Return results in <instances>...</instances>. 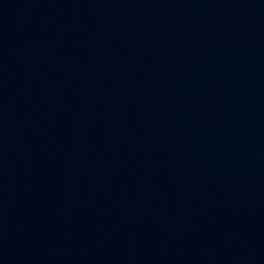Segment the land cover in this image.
I'll list each match as a JSON object with an SVG mask.
<instances>
[{"label":"water","instance_id":"water-1","mask_svg":"<svg viewBox=\"0 0 264 264\" xmlns=\"http://www.w3.org/2000/svg\"><path fill=\"white\" fill-rule=\"evenodd\" d=\"M0 264H264V0H0Z\"/></svg>","mask_w":264,"mask_h":264}]
</instances>
